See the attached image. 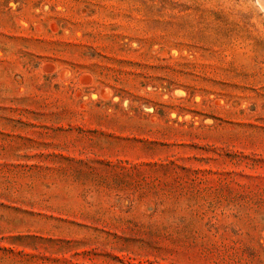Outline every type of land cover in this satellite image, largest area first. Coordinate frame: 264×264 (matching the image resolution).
<instances>
[{
  "label": "rangeland",
  "instance_id": "1",
  "mask_svg": "<svg viewBox=\"0 0 264 264\" xmlns=\"http://www.w3.org/2000/svg\"><path fill=\"white\" fill-rule=\"evenodd\" d=\"M0 264H264L260 0H0Z\"/></svg>",
  "mask_w": 264,
  "mask_h": 264
},
{
  "label": "bare ground",
  "instance_id": "2",
  "mask_svg": "<svg viewBox=\"0 0 264 264\" xmlns=\"http://www.w3.org/2000/svg\"><path fill=\"white\" fill-rule=\"evenodd\" d=\"M260 2H261V4L263 5V7H264V0H260Z\"/></svg>",
  "mask_w": 264,
  "mask_h": 264
}]
</instances>
